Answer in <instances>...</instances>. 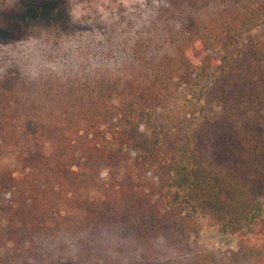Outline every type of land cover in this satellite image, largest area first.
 I'll return each mask as SVG.
<instances>
[{
    "label": "trees",
    "instance_id": "trees-1",
    "mask_svg": "<svg viewBox=\"0 0 264 264\" xmlns=\"http://www.w3.org/2000/svg\"><path fill=\"white\" fill-rule=\"evenodd\" d=\"M222 188L251 229L213 253L195 214ZM0 264H264V0L0 46Z\"/></svg>",
    "mask_w": 264,
    "mask_h": 264
},
{
    "label": "rangeland",
    "instance_id": "rangeland-1",
    "mask_svg": "<svg viewBox=\"0 0 264 264\" xmlns=\"http://www.w3.org/2000/svg\"><path fill=\"white\" fill-rule=\"evenodd\" d=\"M139 1L0 0V46L19 42L24 37L27 27L43 29L53 19L67 31L100 29L127 14ZM237 188L242 189L240 186ZM207 191L209 189L201 185L197 193L204 197ZM246 201L248 202V199L244 191L230 192L227 188H222L218 198L212 201L210 206L207 204L206 209L202 208V211L195 214L199 225L198 244L213 253L234 249L236 240L234 227L242 226V229L250 234L251 228L246 221H242L241 207H244Z\"/></svg>",
    "mask_w": 264,
    "mask_h": 264
}]
</instances>
